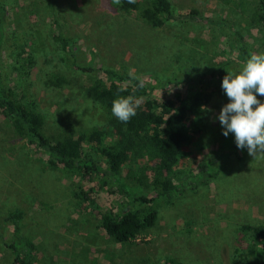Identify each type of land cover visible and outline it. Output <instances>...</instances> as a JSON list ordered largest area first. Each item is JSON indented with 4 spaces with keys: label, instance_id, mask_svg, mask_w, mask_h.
<instances>
[{
    "label": "rangeland",
    "instance_id": "1",
    "mask_svg": "<svg viewBox=\"0 0 264 264\" xmlns=\"http://www.w3.org/2000/svg\"><path fill=\"white\" fill-rule=\"evenodd\" d=\"M169 1L174 17L152 28L137 14H119L115 0H52V8L47 0H2L3 84L23 102L33 103L46 134L100 129L110 134L104 139L107 146L112 142L110 116L85 92L102 69L126 71L150 84L182 76V66L209 73L222 62L230 65L228 73L238 74L245 57L235 33L251 55L264 54V27L247 20L257 0ZM192 11L221 24L199 22L190 16ZM53 17L66 36L77 39L72 54L53 38ZM72 59L91 67L92 73L75 70L68 62ZM56 77L65 85L51 86ZM196 91L181 85L160 88L152 96ZM206 93L211 97L197 122L200 131L189 128V142L166 179H187L206 164L216 168V179L176 194L169 204L154 203L153 227L126 244L112 243L100 218L141 206L103 175L51 167L46 153L16 136L0 114V264L13 262L9 245L14 228L8 214L16 210L22 213L16 240L23 241L30 264H254L248 252L255 242L249 235L242 237V227H264V157L253 158L246 148H237L235 136L220 132L217 117L229 98L220 90ZM254 95L264 103V96ZM84 153L105 166L97 147L86 145ZM155 167L152 155L135 148L121 176L135 194L152 198L157 192Z\"/></svg>",
    "mask_w": 264,
    "mask_h": 264
},
{
    "label": "trees",
    "instance_id": "2",
    "mask_svg": "<svg viewBox=\"0 0 264 264\" xmlns=\"http://www.w3.org/2000/svg\"><path fill=\"white\" fill-rule=\"evenodd\" d=\"M47 3L52 8V0H47ZM114 6L119 14H137L146 25L152 28H161L167 20L174 17L169 0H136L131 4L127 0H120V3L115 2ZM190 16L202 23L221 24L201 18L195 11H192ZM247 20L252 26L264 27V0H257ZM52 29L53 38L61 45L62 50L67 54H72L71 51L77 49V39L68 37L62 32L56 17L52 19ZM235 34L242 45L241 54L243 58L245 57V64L251 54L244 40L238 33ZM68 62L83 75L93 71L91 67L78 65L73 59ZM228 67H230L228 63L220 62L209 73H203L188 66H182V76H174L170 81L153 84L126 71L116 72L111 69H102V76L93 78L86 86L85 92L89 99L101 105L110 116L108 123L111 128L112 142L107 146H103L104 139L110 134L100 129L77 135L72 132L59 136L46 134L44 119L36 111L33 103L23 102L21 98L16 97L17 94L11 87L3 84L1 67L0 114L9 122L16 136L25 139L33 149L46 153L47 163L51 167L103 175L118 186L133 203L141 206L137 210L124 209L118 213L103 214L100 218V227L110 241L115 244H126L153 227L157 219V212L152 209L154 203L164 200L169 204L176 194L181 195L188 189H197L216 179V168H212L211 164L199 168L192 177L187 179L184 177L185 180L181 175L178 177V182H174L172 178L166 179V177L173 172V168L183 155V150L189 142V128L193 127V133L200 131L197 122L204 115L211 97L206 91H224L218 88V83H221L222 78L227 75ZM49 84L60 88L65 85V82L62 78L56 77L50 80ZM181 85H189L197 91L188 94L176 92L170 98L152 96V92L160 88L176 89ZM121 89L126 90L121 91ZM128 95L142 98V101L137 114L129 122L122 123L112 114V102ZM255 107L253 105L254 109ZM222 131L221 127L220 132ZM227 137H234V134L229 133ZM86 145L97 147L105 161L104 167L85 155L84 146ZM135 148L145 149L156 160L153 185L157 192L152 198L135 194L121 176L122 167L129 161V155ZM21 217L22 213L17 210L8 214V219L12 221L14 228L13 239L9 245L14 254L11 264H30L27 256L28 250L22 248L23 241L16 240ZM242 230V237L249 235L255 242V246L249 248L250 258L253 259L254 264H264V227L244 225ZM169 263L180 264L172 260Z\"/></svg>",
    "mask_w": 264,
    "mask_h": 264
},
{
    "label": "clouds",
    "instance_id": "3",
    "mask_svg": "<svg viewBox=\"0 0 264 264\" xmlns=\"http://www.w3.org/2000/svg\"><path fill=\"white\" fill-rule=\"evenodd\" d=\"M115 2L120 3V0ZM127 2L131 4L136 0ZM221 88L230 101L222 106L217 117L222 134L225 137L234 134L237 148H246L253 158L264 157V103L254 95L255 92L264 96V54H252L238 74L227 73L222 78ZM141 101L142 98L133 95L115 99L112 114L118 121L127 123L137 114Z\"/></svg>",
    "mask_w": 264,
    "mask_h": 264
}]
</instances>
